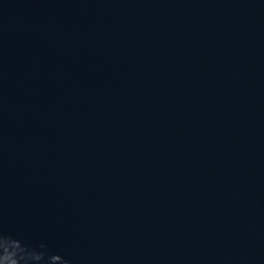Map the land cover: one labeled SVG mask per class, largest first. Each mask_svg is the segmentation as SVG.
<instances>
[{
  "label": "water",
  "instance_id": "1",
  "mask_svg": "<svg viewBox=\"0 0 264 264\" xmlns=\"http://www.w3.org/2000/svg\"><path fill=\"white\" fill-rule=\"evenodd\" d=\"M0 264H264V0H0Z\"/></svg>",
  "mask_w": 264,
  "mask_h": 264
}]
</instances>
